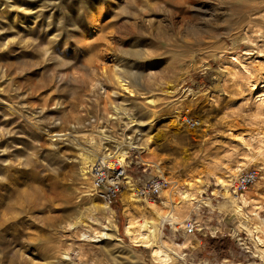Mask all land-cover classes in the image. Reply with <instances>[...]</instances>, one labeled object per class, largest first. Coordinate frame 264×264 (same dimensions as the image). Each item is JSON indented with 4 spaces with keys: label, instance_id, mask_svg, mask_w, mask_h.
Segmentation results:
<instances>
[{
    "label": "rangeland",
    "instance_id": "374dc122",
    "mask_svg": "<svg viewBox=\"0 0 264 264\" xmlns=\"http://www.w3.org/2000/svg\"><path fill=\"white\" fill-rule=\"evenodd\" d=\"M93 21L95 32L86 34ZM237 51L264 65V0H0V202L6 216L25 213L35 224L33 233H20L18 223L0 233V264L149 261L150 249L123 232L121 191L103 209L92 179L80 175L90 131L102 151L109 146L106 153L113 142L98 129L120 140L138 133L137 125L151 137L128 149L134 192L150 177L172 181L169 205L160 203L163 193L153 200L162 217L180 205L178 191L188 183L199 201H210L178 207L176 223L147 213L158 240L180 244L175 254L185 264H264L226 210L243 195L248 217L264 218V110L247 82L259 85L264 73L232 76L224 64ZM175 98L182 103L177 118ZM125 112L132 127H124ZM249 168L259 178L235 195L230 183ZM219 179L229 183L227 195ZM142 199L135 205L148 208ZM188 221L193 233H186ZM255 235L264 244V222Z\"/></svg>",
    "mask_w": 264,
    "mask_h": 264
},
{
    "label": "bare ground",
    "instance_id": "6f19581e",
    "mask_svg": "<svg viewBox=\"0 0 264 264\" xmlns=\"http://www.w3.org/2000/svg\"><path fill=\"white\" fill-rule=\"evenodd\" d=\"M97 28L96 22L93 21L91 23V26L88 30L87 33H94L95 30ZM247 37L245 35L241 36V39H239V41H247ZM233 47H237V45L233 46ZM252 48V47H251ZM245 52H249V51H245ZM222 55V54H220ZM227 63L229 64H224V69L227 70L232 76H239V74H245V75H250L252 73V71H257L258 73H264V65H262V63L259 62V60H254V62H247L245 61L243 58H241V53L240 52H235L233 54L230 55H226V60ZM190 62H193L192 60ZM119 84L127 89L130 90V86L128 85L127 82L123 81L122 79H119ZM250 86V88L253 90V94H254V102H256V106L257 109L261 108L264 110V78L263 80L260 81L259 85L258 83L256 84L255 82H250L247 81ZM0 91H2V89H0ZM3 99L0 96V104H2ZM7 103V102H6ZM172 113H174V118L178 117V112H179V107L182 105L181 101L179 99H173L172 100ZM10 104V103H9ZM9 104H4V106H6V108H10L12 109L13 107H11V105ZM10 112V111H9ZM124 114H126L125 116L127 117V121L124 122L125 126L124 127H132L131 124H129L128 122L131 121L129 119V116L127 115V113L125 112ZM118 114H116V117ZM112 116V114H111ZM114 118V117H113ZM176 119H173V121H175ZM131 125V126H130ZM139 127V125H137ZM135 127V135H127L126 137H124V135L120 136V140H118V138L112 137L110 134L106 133L105 130L106 129H98L96 132L97 135H101L102 138L104 139H110L113 144H110L111 146V150L104 153L103 151H107L109 150L108 147L109 146H104L103 151L101 149V147L99 146V143L96 141V139L93 137L92 132L90 131L87 134V139H86V144L84 149L80 152V171H81V176L83 179L88 180L91 177L89 176L90 172H92V170L94 168H96L97 166H99L101 163L104 162L105 159H116V161H118L120 164L124 163L126 158L128 157V149L129 148H136L139 147V145L141 144H147V141L149 140V138L151 137L148 134V130L145 129L144 132H140L139 128ZM6 134V132L3 130V128H0V156L3 153L4 148L2 147L1 143V138L4 137V135ZM144 136V137H143ZM127 138V140H126ZM142 138V139H141ZM125 141L127 143H125ZM106 142V141H105ZM261 147H259L260 149H258V152L260 154V156L262 154H264V134L260 137V141ZM260 143L259 146H260ZM128 147L126 148L125 147ZM260 150V151H259ZM54 153V151H52ZM257 154V156H259L258 153H254ZM253 154V155H254ZM264 156V155H263ZM262 156V158H263ZM255 157V155L253 156ZM258 158V157H257ZM256 158V159H257ZM261 158V159H262ZM258 161H260L259 159H257ZM256 160V161H257ZM264 160V159H263ZM257 161V162H258ZM262 163V162H261ZM263 166V165H262ZM261 168V167H260ZM238 169V168H237ZM5 179V178H4ZM3 180V175L0 173V184ZM4 182V181H3ZM218 182L221 184V188L223 189L224 193L227 195L228 194V185L229 183L224 182L222 179H219ZM124 184H126L124 187H122L121 189V200L123 203V209L125 212V216H126V220L123 226V232L124 234L128 237L129 242L134 244V245H142L145 247H148L150 249L149 252V261L146 262V264H185L183 261L179 260V256L177 254H175L176 251V247H181L180 244L174 242L172 239H170L168 236H166L168 238V241L170 242V244H165L163 243V241L158 240V233H159V227L157 226V223L154 222V220L151 219H147L146 218V214H152L153 216H159L160 218L161 216V212L159 211V204H155L153 200H149L148 198H144L147 200V207H144L141 203L142 206H140L139 204V208H137L138 206L135 205L137 204V202L143 200L142 198L138 197L135 192H134V186L130 180V177L128 178V176H126L125 180H124ZM189 186L191 187V183H188ZM189 187V188H190ZM1 189L3 187H0ZM88 188H91V186H88ZM188 190H180L179 189V203L180 205H170V209L164 214V216L162 217V220L165 218L166 220H168L171 223H176L177 220V216L175 215V210H177V208H182L184 206H199L200 204H198L200 197H196L191 191ZM163 193L164 197L166 198L165 201H162L160 203H162L164 206L169 205L168 202H171L172 198V191L171 190H162L161 194ZM197 193L201 194V190L199 189L197 191ZM1 194V192H0ZM84 195H89V197L91 198L90 195H93L91 191H86L83 193ZM225 195V197H226ZM162 196V195H160ZM199 198V199H198ZM202 202L204 203H209L210 201L207 200H203ZM250 202L249 198L243 197V195L240 196V204L239 202H235L234 200H232V204L231 205H226L225 207L227 208L226 210L234 217L235 219V226L236 229H240L242 230L246 235L247 238L251 239L253 246L256 250V253L259 255V257L262 259L263 263H264V244L261 241V239L255 235V233L260 230V226L261 224L264 222V218H261L257 212L254 213V215L257 216L258 221L254 222L251 220V218L248 217L247 215V211L245 212L243 210V207L248 205ZM140 203V202H139ZM231 203V202H230ZM155 205V206H153ZM108 206V203L105 201L103 204V209L106 208ZM91 211L95 210V206H91L89 208ZM147 209V210H146ZM192 209V208H191ZM198 209V208H197ZM190 210V209H189ZM195 210V209H194ZM130 211H136L138 212L136 217H131L130 216ZM26 212V211H23ZM22 212V213H23ZM105 212V211H104ZM113 212V211H112ZM111 211L109 213H107L108 215H104L107 219H110L108 216L112 217L113 213ZM25 213H23V215H11V216H6L5 212H4V206H3V201L0 202V233L3 232L4 230L7 229V227L9 225H13L18 223V225L21 226V231L20 233L24 234V231H29L33 233V228H34V221L31 217V215H24ZM165 220V221H166ZM161 222V221H160ZM180 222V221H179ZM73 223H77V221L73 222ZM177 225V224H176ZM45 226L49 227V229L53 228V224L52 223H45ZM115 228H116V224H115ZM114 228V229H115ZM29 232V233H30ZM104 233V232H103ZM187 233V232H186ZM106 234V233H104ZM115 237L119 240H121V237L115 233ZM28 243H32V242H28ZM178 249V248H177ZM237 264H241V263H237ZM246 264H255L254 261L249 260Z\"/></svg>",
    "mask_w": 264,
    "mask_h": 264
},
{
    "label": "built area",
    "instance_id": "2783aa9c",
    "mask_svg": "<svg viewBox=\"0 0 264 264\" xmlns=\"http://www.w3.org/2000/svg\"><path fill=\"white\" fill-rule=\"evenodd\" d=\"M93 182V191L106 201L108 204L115 201L124 185L126 178V167L124 163L120 164L116 159H105L103 163L90 172ZM259 178V171L255 168H249L241 171L230 183V187L235 195H241L247 187L253 184ZM172 185V181L163 176H154L146 179L135 193L141 198L154 200L160 197L162 190ZM186 232L193 233L194 224L188 221L186 223Z\"/></svg>",
    "mask_w": 264,
    "mask_h": 264
}]
</instances>
